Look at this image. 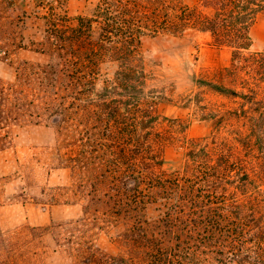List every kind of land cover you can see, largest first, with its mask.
Listing matches in <instances>:
<instances>
[{
    "label": "trees",
    "instance_id": "trees-1",
    "mask_svg": "<svg viewBox=\"0 0 264 264\" xmlns=\"http://www.w3.org/2000/svg\"><path fill=\"white\" fill-rule=\"evenodd\" d=\"M22 1L0 0V16H26ZM30 2L44 10L35 15L44 37L34 44L48 60L8 63L15 78L0 82V152L11 126L44 118L64 136L74 127L64 168L86 198L81 218L42 232L79 264H264V49L250 50L264 0H93L73 18L67 0ZM190 33L228 49L231 62L192 77L228 105L204 113L212 137L189 142L185 125L157 112L167 97L152 85L141 41ZM184 143V158L167 169L165 150ZM158 201L164 211L146 219L145 205ZM120 222L121 251L107 255L94 230Z\"/></svg>",
    "mask_w": 264,
    "mask_h": 264
},
{
    "label": "rangeland",
    "instance_id": "rangeland-1",
    "mask_svg": "<svg viewBox=\"0 0 264 264\" xmlns=\"http://www.w3.org/2000/svg\"><path fill=\"white\" fill-rule=\"evenodd\" d=\"M92 1L67 0L68 17L85 13ZM18 5L26 16L22 17L18 11L5 14L8 19L0 16V44L7 43L10 49L8 60L0 61L1 83L14 81L15 73L8 63L48 60L45 54L35 50L37 45L34 44L44 37L43 21L35 17L37 11L42 14L44 10L36 9L30 0ZM250 34V50L262 51L264 17L254 23ZM141 44L154 77L152 85L167 97L158 104V114L185 125V141L212 137L213 123L204 113L212 107L228 105V100L197 89L192 77L228 66L231 52L212 46L207 36L196 33L183 37L145 36ZM19 45L24 46L17 48ZM8 130L10 144L0 152V264H26V260L30 264H79L73 263L55 245L50 232L41 230L82 216L86 198L76 194L78 178L64 168L66 159L74 155L71 141L78 138L74 127H68L64 136L42 118L38 124H20ZM186 150L185 143L168 147L164 153L168 161L165 167L169 169L171 162L182 161ZM98 188L108 190L105 186ZM164 205L162 201L148 203L143 215L148 220L156 219L164 211ZM123 230V222L95 229V245L103 253L116 256L121 251L117 236Z\"/></svg>",
    "mask_w": 264,
    "mask_h": 264
}]
</instances>
